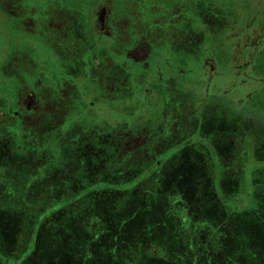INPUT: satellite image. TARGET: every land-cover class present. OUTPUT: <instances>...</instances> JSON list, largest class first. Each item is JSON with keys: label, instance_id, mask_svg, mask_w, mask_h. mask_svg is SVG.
Wrapping results in <instances>:
<instances>
[{"label": "rangeland", "instance_id": "obj_1", "mask_svg": "<svg viewBox=\"0 0 264 264\" xmlns=\"http://www.w3.org/2000/svg\"><path fill=\"white\" fill-rule=\"evenodd\" d=\"M3 1L0 0V68L4 67L3 65L7 66L9 62L18 60L20 53L15 50L21 51L29 47L27 43L19 44L23 40L19 38L17 31L13 30L19 21L16 18L18 11L15 9L10 15L7 7L1 6ZM22 1L8 0L7 2L11 7L16 5L21 7ZM37 1L35 0V2ZM51 1L57 21H64V19H59L58 15L66 13L72 23L69 27L73 34L78 36L79 31L82 33L76 20H72V14L76 15L78 11L82 12L85 9L82 8L83 3L89 1ZM101 1L103 0H90V3L97 5ZM117 1L114 0L113 3ZM213 1L217 8L215 12L218 14L213 11L208 15L212 17L210 20L216 19L214 23L207 24L208 31L204 29V26L201 28L203 24H200L198 29L202 39L200 43L195 44L194 40L191 41V38L186 36V44H183L184 47H192L190 51L196 52L182 53L180 49L177 50V53L167 51L166 60L172 61V65L177 64L183 68L187 65L190 57L193 61L201 64L202 57L211 55L217 68L214 71L216 75L213 77L215 85L213 91L220 96L228 94L229 97H232L235 101V110H239L241 107V105L240 107L237 105L238 100H246L245 112L249 115V119L244 121L246 122L244 129L256 139L257 134L254 135L253 130L259 129V127L260 130H264V100L261 95V92H264V0ZM180 45L182 46V44ZM244 62L248 64L246 76L244 71L243 74L234 76L232 74L233 65H242ZM197 63H195V67H199ZM11 69L9 66L10 71ZM5 70L10 73L8 68ZM203 71L205 76L210 74L209 70L204 69ZM217 73L222 75L218 76ZM4 78L0 77V79ZM28 78L29 80L31 78L29 74ZM61 81L60 79L59 82ZM79 82H83V85L87 87L85 80ZM69 84L72 103H65L63 110L57 112L60 117L54 118V146L52 140V146L46 152L47 148L44 149L42 144L39 147L34 137V142L26 144L25 148L27 149L24 151H18L16 144L6 147V158L3 160V167H0V264H43L44 253L49 260L46 261V264H107L112 260H115L116 264H127L124 253L118 249L122 246V249H125V245L129 247L134 245L130 258L143 254L141 258H138L136 264H263L264 189L262 190V188L264 187H261L262 184L259 183H262L264 179V167L261 168L263 179L258 180V176L252 177V173L259 164L264 166V148L256 146L252 150L258 152L254 155L255 160L249 161V156L251 159L253 158V152L250 151L246 154L247 163H234L232 160L236 153H239V147L235 145V141L241 140L242 131L237 126L231 127V132L227 136L218 138L213 143L214 151L220 160L214 162V165L213 163L210 165L213 166L212 169L215 173L213 177H210L205 168L203 157L185 151L176 163L168 167L165 166L162 172L163 177L159 181L160 189L153 194L147 189H154L157 185L156 182L151 185L147 183L150 180V177L147 176L146 167L148 164L136 163L133 166L134 160H125V158H131L130 155H127L122 158V162H126L128 166L122 167L124 172L119 174L122 182L117 184L121 189L123 187L124 189L105 197L104 199L110 201L109 203H90L89 199L85 198L75 204L76 199L73 195L60 198V194L72 192L73 182L84 171L83 165H85L81 157V144L75 143V134L78 128L82 129L85 117L82 120L75 119L78 121L72 120V123L70 121L68 126L66 124L65 134L67 133L72 139L68 141V145L58 146L59 149L55 148L61 138L58 134L63 136L61 128L65 126V122L62 121L74 116L75 114L72 113L77 110L76 102H73V99L77 100L74 96L78 87L76 88L75 84ZM3 89L4 87L0 83V96L4 95ZM201 90L197 101L202 105L201 97H204V90ZM55 91L60 96V92L54 89V93ZM229 92L231 93L229 94ZM213 97L208 98L210 105L215 99ZM19 98L25 97L20 94ZM54 99V107H56L57 97L55 95ZM79 104L81 107L83 106L81 102ZM222 111L215 108V117L204 123H209L208 127L213 130L223 124L225 132L232 123L227 119V114ZM243 112L242 110L240 114H244ZM146 116L143 114L141 117L146 120ZM200 116L202 119L205 118L203 115ZM92 121V128L97 129L96 122L93 119ZM60 122L63 127L59 125ZM46 123L43 119V122L38 121L36 125L39 127ZM186 124L190 125V128L194 126L196 124L195 115L190 122L186 121ZM60 131L61 133H59ZM261 134L264 137V133ZM36 140H39L38 137ZM163 146L166 149L169 147L166 142L163 143ZM32 148L36 150L35 155L29 154ZM58 150H60L62 158L61 160L54 159V167L50 168L47 173L42 172L43 167L40 168L38 163L34 165L35 171L32 173L30 170H19L16 167L18 166L16 163L23 161L25 155L26 160L38 158L36 161L39 162L41 159L46 162L44 157L49 160L48 158L52 154L55 156ZM108 156L110 157V155ZM67 161L69 163L73 161L76 168L79 167L78 173L66 172ZM11 164L15 167H11ZM242 164L245 165L242 166ZM136 166L138 168L134 169ZM207 167L209 166L207 165ZM38 168L40 169L38 170ZM53 168L54 171H52ZM39 173L43 175L41 174L42 176L31 181ZM132 174H138L133 177V180L137 178L139 180L138 185L133 187L131 185ZM125 177H127V181L123 180ZM107 183L111 185L110 182ZM40 187L41 190H39ZM132 190H138V193L133 194L131 198L127 197V191ZM238 195H241V198L237 199ZM88 202L90 205L92 204L90 210L97 213L89 218V223H84L88 213L79 217V212ZM100 206H103V212L98 209ZM65 207L69 213L67 216L60 213L61 209ZM105 212L110 213L107 214L106 222ZM111 213L115 214L111 215ZM65 216V226L68 229L74 228L75 231L69 240L76 246L79 244V251L83 252V247L87 251L89 248L88 252L91 254L94 253L93 250L97 251L95 255H101V262L96 259L95 255L92 258L71 256L68 260L69 263L56 260L59 242L56 227L63 225L61 219ZM100 219L101 222H98ZM93 222L99 226L94 225ZM84 224L91 225L88 228L90 231H84ZM80 229L82 231L79 232ZM95 234L98 237L93 238ZM45 235L47 243L43 246ZM59 235L60 238L63 237L61 232ZM55 236L56 238L52 240V237ZM99 237L100 239H98ZM52 241H54V245L51 244ZM118 241L124 245H116L115 242ZM106 246H108L107 249ZM113 248L117 250L114 257L106 256L105 252L109 249L112 251ZM105 257L109 259L112 257V259L110 262L105 261ZM59 259L63 260L64 258L59 257Z\"/></svg>", "mask_w": 264, "mask_h": 264}, {"label": "flooded vegetation", "instance_id": "obj_2", "mask_svg": "<svg viewBox=\"0 0 264 264\" xmlns=\"http://www.w3.org/2000/svg\"><path fill=\"white\" fill-rule=\"evenodd\" d=\"M7 1L1 2V6H6L10 15L15 9L18 11L16 18L19 21L13 30L17 31L19 38L23 40L19 44L27 43L29 47L21 51L15 50V52L20 53L18 60L9 62L7 66L3 65L8 70L9 66L12 69L9 70L10 73L7 72L8 78L0 79V83L4 87V95L0 96V167H3L2 163L6 158V147L10 144H16L18 151L26 150L25 145L34 142L35 135L33 133L35 131L39 130L37 136L39 147L42 144L44 149L47 148V152L52 146V140L54 146V119L52 117L60 116L57 113L60 109L59 111L54 110V95L58 96L56 91L54 93V89L60 92V96L67 94L71 100L72 94L69 83L75 84L76 88L78 87L74 96L77 100L73 99V102H76L77 110L72 113L75 115L68 119V124L75 119L89 118L86 114L89 111L88 108L94 114L92 115L93 120L98 122L100 118L104 119L109 115L111 117L113 113L112 109L108 108L109 104L106 101L107 87L104 85L106 79L108 81V77H114L116 82L115 84L112 82L111 89L122 92L125 87L123 76L127 77L129 82H132L130 87L127 88L132 91L130 93L131 97L136 92L139 94L138 96L149 99L148 109H152L148 118L150 123L142 131L138 129L128 131L129 127L126 125L130 126V116H123V114L116 112L115 116L119 117L120 122H124L121 124L122 127L117 129L118 131L112 127L107 130V127L103 125L85 134L81 128H78L75 134V143L81 144L82 147L81 157L85 164L83 165L84 171L73 182L72 192L62 193L60 198L73 195L75 198H88L90 203H109L110 201L104 199L105 197L115 194V191L120 192L124 189V187L121 189L117 184L121 183L119 174L124 172L122 167L128 166L126 162H122V158L127 155H130L131 158H125V160H134L133 166L136 163L148 164L146 168L148 170L147 176L150 177L147 182L149 185L154 183L155 177L161 179L165 166L168 167L176 163L185 151L203 157L204 165L209 166L205 168L210 177H213L215 173L212 169L213 166L210 165L220 161L218 160V154L214 151L213 143L218 138L227 136L231 132V127L234 126H237L240 131L242 129V131L241 140L235 141V145L239 147V153H236L232 161L234 163L247 162L248 157L246 154L250 152L252 144L251 135L244 129V125H246L244 121L249 119V115L245 112L246 108L243 110V107L246 106L244 104L247 103L245 99L237 101L239 107L240 105L243 106L244 114H240L241 107L239 110H235V101L232 97H229L228 94L220 96L213 91L215 86L213 77L216 75L214 71L217 68L215 61L211 58L212 56L202 57L201 64L193 61L190 57L187 65L183 68L177 64L172 65L173 62L166 60L165 56L167 51L177 53L178 49L182 53L190 52L192 54V52H196L190 51L192 47H184L183 44H186V36H189L191 41L194 40L195 44L200 43L202 40L200 38L201 34L198 32L200 24H203L201 28L204 26V29L207 30V26L214 23L216 19L210 20L212 17L208 15L217 10L213 0H165L161 9H153V5L149 8L146 5L148 0H118L116 3H113L114 0H103L97 5L91 4L88 0L89 2L83 3L82 8L85 9L82 12L78 11L75 17L72 14V20H76L82 33L79 31L78 36L73 34L69 27L72 23L68 17L64 21L61 20V22L54 21V28L62 36L54 39L55 42L50 43L47 42L48 40L45 37V31L49 28L48 24L43 22L41 25H36L30 22L29 14L25 13V6L27 5L25 2L28 0L22 1V8L17 5L11 7ZM132 4H140L143 11L139 13L137 8H135L137 11L134 10L130 6ZM145 9L151 13L164 10L162 16L165 20L162 18L163 21L142 22V19L145 20V15L147 16L143 13ZM143 15L144 17L141 18ZM65 17L64 14L58 15L59 19ZM170 35V42L173 45L166 47L167 37H170ZM45 51L52 52L53 58L50 62H46ZM29 56H33L38 60L34 64L35 70L32 71H30ZM108 60H110L109 63ZM81 62L82 65H80ZM102 62L107 63L109 66L107 67V64L102 66L104 64ZM195 63L199 64V67H195ZM45 65H48L46 69ZM90 65L87 80L88 82L92 81L94 84L92 87H85L83 82L80 83L79 81L85 80L83 79V73ZM57 67H59L58 70H56ZM204 69L209 70L210 74L205 76ZM247 69L248 64L245 62L242 65L236 64L233 65L232 74L238 76L243 74L244 71L245 75ZM28 74L31 77L30 80L36 81L31 88L26 85V81L29 80ZM103 74L107 75L104 76ZM217 74L218 76L222 75ZM39 75L40 78L37 80ZM0 77H4L2 68H0ZM99 78L102 79V82L100 81L97 85ZM60 79L61 82H59ZM27 88L32 90L31 93H27ZM201 89L204 90V97H201L203 100L202 105L197 101ZM233 92L234 89L232 95ZM20 94L25 98H19ZM88 94L92 98V102L89 104L85 103V101H89L88 96H86ZM60 96H58L56 104H59ZM213 96L215 99L210 105L208 98ZM80 102L83 104L82 107L79 104ZM129 102L127 101V103ZM136 104L142 107L146 105V102H136ZM215 108L219 111L220 109L223 110L222 112L227 114V119L232 125L224 132L223 124L218 125V128L213 130L208 127L209 123H205L202 131L199 123L200 120L202 121L200 115L205 117L204 121H210L215 117ZM146 109L147 106L143 107L141 111ZM184 109L188 111L185 113ZM194 115L196 124L191 128H187L186 121L190 122ZM182 116L185 117V120H182ZM132 118L134 121L135 117L132 116ZM43 119L47 122L46 125L37 127L36 123L38 121L43 122ZM134 123H138V119ZM247 129L249 130V128ZM61 130H63V136L58 134L61 138L55 148L68 145V141L72 139L67 133L65 134V126ZM252 133L257 134L258 132ZM165 142L169 146V150L163 146ZM35 152L36 150L32 148L29 154L35 155ZM242 155L243 157H241ZM44 158L46 162L41 159L38 162L36 161L38 158L26 160L25 155L23 161L16 163L18 165L16 167L19 170H30V173H32V171H35L33 169V167L35 168L34 165L38 163L40 168L43 167L42 172L47 173L50 168L54 167V159L61 160L62 157L60 150H58L55 156L52 154L48 158L49 160L46 157ZM10 166L13 167L14 165L11 164ZM66 168V172L74 171V173H78L77 169L79 167L76 168L75 163L71 161ZM137 168L138 166L134 169ZM52 171H54V168ZM133 173H136V171H133ZM41 174L32 177L31 181L40 177ZM137 175L132 174V180ZM52 177L54 178V174ZM127 177L123 180L127 181ZM160 179L156 181H160ZM138 181V178L134 179L131 183L132 187L138 185ZM107 182H110L111 185ZM142 182H145V180H142ZM113 186L115 187L113 188ZM41 189L40 187L39 190ZM157 189L155 187L147 190ZM137 191H127V197L131 198ZM91 205L89 204V206ZM100 211H104L103 206H100ZM107 214L110 213L105 212V222ZM114 214L111 213V215ZM99 222H101V219Z\"/></svg>", "mask_w": 264, "mask_h": 264}, {"label": "crops", "instance_id": "obj_3", "mask_svg": "<svg viewBox=\"0 0 264 264\" xmlns=\"http://www.w3.org/2000/svg\"><path fill=\"white\" fill-rule=\"evenodd\" d=\"M163 2H165V0H148V2L146 3V5L149 7V8H151V5H153L154 6V8L153 9H158V8H162L163 7ZM27 5L25 6V9H26V11H25V13L26 14H29V18H30V22H32V23H35L36 25H41V23H46V24H48V26H49V28H47V30L45 31V37H46V40H48L47 42L48 43H50V42H52V41H54V39H58V38H61V33L59 32V31H57L55 28H54V21H57V16L56 15H54V10L52 11V5H53V2L51 1V0H38L37 2H35V0H28V1H26L25 2ZM126 6H129V5H126ZM134 10H136L135 8H137L138 10H139V13H141V11H143L142 10V8H140V4H135V5H130ZM137 11V10H136ZM24 13V14H25ZM143 13H145V14H147V16L145 15V17H144V15L143 16H141V18H145V20H143L142 19V22L144 21H146V22H148V23H151V22H157V21H163V20H165L164 18H163V16H162V13L164 14V10H161V11H159V12H153V13H151V12H148L147 11V9H145L144 10V12ZM150 13V14H149ZM65 16H66V13L64 14ZM74 17H75V15H73ZM162 18H163V20H162ZM67 19V16L64 18V20H66ZM168 38V43H167V46L166 47H169V46H172L173 44L170 42V39H171V35H170V37L168 36L167 37ZM55 42V41H54ZM55 44V43H54ZM54 53L55 54H57L58 55V53H56L55 51H54ZM45 55H46V58H47V60H46V62H50L51 61V59L53 58V55H52V52L50 53L49 51H45ZM99 58V57H98ZM92 59H94V58H92ZM29 62H30V71H32V70H35V66H34V64H35V62L36 61H38V60H36L35 58H33V56H29ZM33 62V66H32V62ZM109 61L110 60H108L107 62L109 63ZM106 62V61H105ZM105 62H102V63H104L102 66H104V65H106L105 64ZM109 65L107 64V67H108ZM48 67V65H45V69ZM65 67V66H64ZM93 67V66H92ZM7 67H2V70H3V73H4V77L5 78H8V75H7V72H6V69ZM89 68H91V65L89 66V67H87L86 68V70L84 71V73H83V79H85V83L87 84V87H92L93 86V82L92 81H90V82H88V80H87V77L89 76ZM116 68V67H115ZM59 69V67H57L56 68V70H58ZM40 70V69H39ZM55 69H54V71H56ZM104 76H106L107 74H103ZM39 78H40V75L37 77V80H39ZM106 78V77H105ZM99 81L97 82V85H99V83H100V81L102 82V79L100 80V78L98 79ZM27 83H26V85H28L30 88L32 87V85L33 84H35L36 83V81H33V80H28V81H26ZM104 83H105V80L103 81ZM112 82H114L113 84H115V79H114V77H108V81H107V79H106V83L104 84L106 87H107V92H106V101H107V104H109L108 106V108L109 109H112V111H113V113H112V116L110 117V115L107 117V118H104V119H99L100 121H98V122H96V124H97V127L98 126H106L107 127V130H109V128H114V129H120L122 126H121V124H123L124 122H120L119 120V117H116L115 116V113L117 112V113H121V114H123V116H130V126L129 125H126L127 127H129V129H128V131L129 130H134V129H138L139 131H142V129L147 125V124H149L150 122H149V120H148V118H149V115H151L149 112H152V109H148V101H149V99L148 98H142V97H140V96H138V97H136L135 95H138V93H136V92H134L135 93V95L133 96V97H131V92L132 91H130V90H128L127 88H129L130 87V83H132V82H129V79H127V77H125V76H123V84H125V87L122 89V92H116V91H114V90H112L111 89V85H112ZM164 82H165V80H164ZM167 82V81H166ZM143 84V83H142ZM67 85V84H66ZM131 85H133V84H131ZM137 87V86H136ZM30 88H27L28 89V91H27V93L29 94V93H31V89ZM38 88V87H37ZM164 92V91H163ZM162 92V93H163ZM118 93V94H117ZM133 94V93H132ZM261 95H263V100H264V92H261ZM86 96H88V100L89 101H85V103H90V102H92V98H91V95L90 94H88V95H86ZM128 96H130V97H128ZM123 97V98H122ZM140 97V98H139ZM60 99H59V104H56V107H54V110L55 111H59V109L60 110H63L62 108L64 107V105H66L65 103H71L72 101H70V96H68L67 94H64L63 96H60L59 97ZM119 99H121V100H119ZM55 100V99H54ZM57 101H58V96H57V99H56ZM127 101H130L129 103H127ZM136 102H146V105L145 106H142V107H140V106H137V104H136ZM243 102V101H242ZM119 105V107H117ZM244 105H246V104H244ZM147 106V109L145 110V111H141L142 109H143V107H146ZM246 107V106H245ZM245 107H243V110L245 109ZM135 109H139V110H135ZM195 109V108H194ZM88 110L89 111H87L86 112V114L88 115V117L89 118H85L86 120H85V122H84V124H83V127H82V131H84L85 132V134L87 133V132H90V130H92L93 128H92V126H91V124L93 123V121H92V119H93V117H92V115H94V114H92L93 112H91V109H89L88 108ZM149 110V111H148ZM246 110V109H245ZM188 110H186L185 111V109H184V112L186 113ZM143 114H146L147 116H146V120H145V118H142L141 116L143 115ZM132 116L133 117H135V118H137L138 119V123H134L135 122V120L133 121L132 119ZM180 116V115H179ZM60 116H55V117H52V119H54V118H59ZM95 118V117H94ZM97 118V117H96ZM124 118V117H123ZM145 120V121H144ZM182 120H185V117H183L182 116ZM48 121V120H47ZM133 121V122H132ZM62 122H65V127H66V124H67V126H68V119H66V120H63ZM203 124H202V123ZM200 122V124H201V128L203 127L204 128V126H205V121L202 119V121ZM128 123V124H129ZM139 123H141L140 125H138ZM61 124V122L59 123V125ZM111 125V126H110ZM125 125V124H124ZM138 125V126H137ZM61 126V125H60ZM187 126V128H190V125H186ZM96 127V126H95ZM96 127V128H97ZM141 129V130H140ZM145 129H146V127H145ZM48 129H47V127H46V131H47ZM39 131V130H38ZM38 131H35L34 133H33V135H35V142H36V144H37V142H38V140H36L37 139V135L39 134L38 133ZM118 131V130H117ZM127 131V130H126ZM48 132H50V131H48ZM253 132H255V133H257V135H256V139H254V137L253 136H251V139H252V141H254V142H252V144H251V148H250V151L251 152H253V158L251 159V157L249 156V161H253V160H255V158H254V155L256 154V153H258V152H254V151H252V150H254L255 148H256V146L258 147V148H264V137L262 136V134L261 133H264V130H260V127H259V129L258 128H256V129H254L253 130ZM254 134V133H253ZM255 135V134H254ZM85 139V138H84ZM260 154V153H259ZM261 155V154H260ZM234 162V161H233ZM247 163V162H246ZM67 164H69V162L67 163L66 162V165ZM245 165V164H244ZM244 165H242V166H244ZM207 167V166H206ZM246 167V166H245ZM264 166H262V164H259L258 165V168L257 167H255V171L252 173V177L253 176H258V180H261V179H263L262 178V169L261 168H263ZM157 172V171H156ZM244 173H245V168H244V171H243V175H244ZM160 178H157V177H155V179H154V182H156L155 184L158 186H156L158 189L157 190H159L160 189V184H159V181H156V180H159ZM244 179H245V177H244ZM120 182H122L121 181V179H120ZM260 185H261V187H264V179H263V182L262 183H259ZM264 188H262V190H263ZM156 190H152L151 192L154 194V192H155ZM157 192V191H156ZM155 192V193H156ZM241 195H238V198L237 199H239V197H240ZM241 198V197H240ZM85 199V198H84ZM83 200V199H82ZM257 200V199H256ZM79 202V201H78ZM78 202H75L74 201V203L75 204H77ZM89 205V204H88ZM88 205H86V209H84V210H81L80 212H79V217L80 216H82L83 217V215H85L87 212H88V210H90V208H92L91 206H89L88 207ZM99 210H100V207L98 208ZM58 211H59V209H58ZM65 211H68V209H67V207H65V208H62L61 209V211H60V213L62 212L63 214L65 213ZM99 222V221H98ZM96 237H98L97 235H96ZM98 239H100V237L98 238ZM115 244L116 245H119V244H122V242L121 241H118L117 243L115 242ZM263 264H264V261H263Z\"/></svg>", "mask_w": 264, "mask_h": 264}, {"label": "trees", "instance_id": "obj_4", "mask_svg": "<svg viewBox=\"0 0 264 264\" xmlns=\"http://www.w3.org/2000/svg\"><path fill=\"white\" fill-rule=\"evenodd\" d=\"M158 187V186H157ZM76 200H75V202H78L79 200H82L81 198H75ZM78 204V203H77ZM84 209H86V206H84L83 208H81L80 209V211L81 210H84ZM88 216L86 217L87 219H85L86 221H84V223H89V218L91 217V216H94V215H96V213L97 212H92L91 210H88ZM69 213H68V211H65V214H63V215H68ZM66 216L65 217H63L62 219H61V221L63 222V225L62 226H57L56 228H57V233H58V237L57 238H59V242H58V244H57V251H58V257H57V261H62V262H67V263H69V261L68 260H70V258L69 257H71V256H74V257H77V256H79V257H82L83 258V256H85V257H89V258H92L93 257V255H95V252H97V251H95V250H93V254H91V253H89L88 251H89V248H88V251L86 250V248L85 247H83V249H84V251L82 252V251H79L78 250V245L79 244H77V246L73 243V242H71L70 240H69V238L74 234V228H70V229H68L66 226H65V219H66ZM80 219V218H79ZM80 223V222H79ZM93 224L94 225H96V226H99L96 222L94 223L93 222ZM91 225L90 224H84V231L85 232H88V231H90V229H88L89 227H90ZM53 229H55L54 227H53ZM68 230V231H67ZM80 231H82L81 229L79 230V232ZM61 232V234H63V237L62 238H60V235H59V233ZM69 234V235H68ZM68 235V237L64 240V238L66 237ZM46 235H45V239L43 238V242H42V244H43V246H45V244L47 243L46 242ZM54 238H56V236L55 237H52V240H54ZM93 238H96V234L93 236ZM49 239H50V237H49ZM61 239H62V241H61ZM98 240V239H97ZM105 240V239H104ZM54 241H52V243L51 244H53L54 245V243H53ZM102 242H103V240H102ZM105 244V243H104ZM122 245H124V244H121V246ZM91 246V245H90ZM62 247H65V248H62ZM125 249H122L123 248V246H122V248H118V249H120L121 250V252H123L124 253V256L126 257V261H127V264H133L132 262H134L135 264H136V262H138V258H141L142 257V255L143 254H138V253H141L140 251H138V256L136 257V256H133V258L131 257L130 258V256L133 254V249H134V245L133 246H126L125 245ZM128 247V248H127ZM108 248V246H106V249ZM98 250H100L99 248H97ZM114 249V250H113ZM112 249V251H111V249H109L107 252H105V254H106V256H112V257H114V255H115V253L117 252V250H116V248H113ZM46 252V251H45ZM45 254L46 253H44V257H43V259L42 260H44V261H42V263L43 264H46V261H49V260H47V257L45 256ZM55 254V253H54ZM96 256V259H98L99 260V262H101L100 261V259H101V255L100 254H96L95 255ZM94 256V257H95ZM59 257H63L64 259L62 260V259H59ZM112 257L109 259L108 257H105L104 258V260L106 261H109L110 262V260L112 259ZM41 258V257H40ZM130 259H132V260H130ZM133 259H137V260H133ZM56 261V262H57ZM99 264H103V263H99ZM107 264H116L115 263V260H112L110 263H107Z\"/></svg>", "mask_w": 264, "mask_h": 264}]
</instances>
